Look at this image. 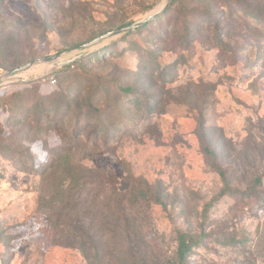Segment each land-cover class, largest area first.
Segmentation results:
<instances>
[{"label":"rangeland","instance_id":"obj_1","mask_svg":"<svg viewBox=\"0 0 264 264\" xmlns=\"http://www.w3.org/2000/svg\"><path fill=\"white\" fill-rule=\"evenodd\" d=\"M164 1L0 0V75ZM43 74L0 85V264H178V232L264 264V0H172Z\"/></svg>","mask_w":264,"mask_h":264},{"label":"water","instance_id":"obj_2","mask_svg":"<svg viewBox=\"0 0 264 264\" xmlns=\"http://www.w3.org/2000/svg\"><path fill=\"white\" fill-rule=\"evenodd\" d=\"M171 1L172 0H165L160 8L154 10L153 12H151L147 16L141 18L140 20H137L133 23H130V24L122 26V27H118V28L113 29L109 32H106L105 34L95 38L94 40H92L88 43H85L81 46H78V47H76L70 51H66V52H63L59 55L50 56V57L41 59L40 61L43 65L42 70L44 69V74H48V72L53 70V69H58V68H62L64 66H68L71 63H73V62L77 61L78 59L82 58L83 56H85L88 53V51L97 49L104 42L111 40L113 38H116L120 35L126 34L128 32L134 31L141 26H144L146 23L156 19L159 15L163 14L164 11L167 9L168 5L171 3ZM34 64H35L34 62H31L25 66L16 68V69L11 70L5 74L0 75V85H2L3 83L12 82L20 74L29 70L31 67H33Z\"/></svg>","mask_w":264,"mask_h":264},{"label":"trees","instance_id":"obj_3","mask_svg":"<svg viewBox=\"0 0 264 264\" xmlns=\"http://www.w3.org/2000/svg\"><path fill=\"white\" fill-rule=\"evenodd\" d=\"M52 77L55 79V84H56L57 83L56 78L53 75H52ZM123 91H124V89H123ZM220 175L224 176L223 173ZM254 183H255V185L256 184L261 185L262 182L259 179H255ZM85 191L86 190L82 188L78 191L77 195L74 194V199L76 202L74 203L73 200L68 202L67 205L64 206L63 210H74L75 211L76 208L84 207L85 203H86L85 201L89 197V196H87V197H85L84 200H82V196L85 194ZM50 225L53 229L60 230V231H63V229L65 231L67 228L66 222L59 220L58 216H57V221L54 223H53V220L50 219ZM88 238L91 239V240L89 239V241H92V242L96 241L95 239L91 238V236H88ZM194 244H195V242H193V240L191 238H188L185 233L178 232L177 249H176V256H177L178 264H188L187 260L191 257V254H192L191 251L193 249Z\"/></svg>","mask_w":264,"mask_h":264},{"label":"bare ground","instance_id":"obj_4","mask_svg":"<svg viewBox=\"0 0 264 264\" xmlns=\"http://www.w3.org/2000/svg\"><path fill=\"white\" fill-rule=\"evenodd\" d=\"M161 7V6H160ZM160 7H158V8H160ZM157 8V9H158ZM154 11V10H153ZM36 64V63H35ZM42 68H43V65H36V66H34V67H32L29 71H27L26 73H22V74H20L19 76L21 77V78H26V76H28L29 74H33V73H35V71H40V70H42ZM28 78V77H27Z\"/></svg>","mask_w":264,"mask_h":264},{"label":"built area","instance_id":"obj_5","mask_svg":"<svg viewBox=\"0 0 264 264\" xmlns=\"http://www.w3.org/2000/svg\"><path fill=\"white\" fill-rule=\"evenodd\" d=\"M43 81L47 82L49 85H54L55 84V79L53 77H47Z\"/></svg>","mask_w":264,"mask_h":264}]
</instances>
